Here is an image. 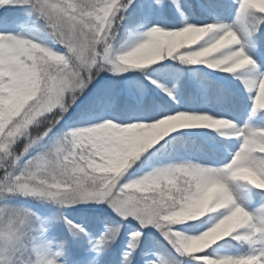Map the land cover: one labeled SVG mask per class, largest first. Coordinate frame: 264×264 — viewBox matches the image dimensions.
Listing matches in <instances>:
<instances>
[{"label":"snow or ice","instance_id":"6c2138e0","mask_svg":"<svg viewBox=\"0 0 264 264\" xmlns=\"http://www.w3.org/2000/svg\"><path fill=\"white\" fill-rule=\"evenodd\" d=\"M0 264H264V0H0Z\"/></svg>","mask_w":264,"mask_h":264}]
</instances>
